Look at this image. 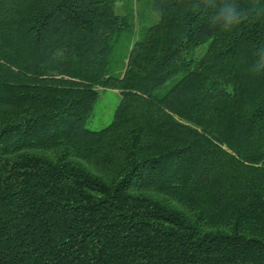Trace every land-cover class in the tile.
Returning <instances> with one entry per match:
<instances>
[{"label":"trees","instance_id":"obj_1","mask_svg":"<svg viewBox=\"0 0 264 264\" xmlns=\"http://www.w3.org/2000/svg\"><path fill=\"white\" fill-rule=\"evenodd\" d=\"M119 1L0 0V264H264V0Z\"/></svg>","mask_w":264,"mask_h":264},{"label":"rangeland","instance_id":"obj_2","mask_svg":"<svg viewBox=\"0 0 264 264\" xmlns=\"http://www.w3.org/2000/svg\"><path fill=\"white\" fill-rule=\"evenodd\" d=\"M131 9L140 16L139 20L143 24H150L155 21L154 15L150 13V0H120L116 7L117 12L120 14L128 13ZM207 47L208 43L199 46L195 51V55L197 57L202 56ZM120 100L121 93L119 90H101L99 99L95 103L92 115L87 122V127L92 130H100L108 126L113 121Z\"/></svg>","mask_w":264,"mask_h":264},{"label":"clouds","instance_id":"obj_3","mask_svg":"<svg viewBox=\"0 0 264 264\" xmlns=\"http://www.w3.org/2000/svg\"><path fill=\"white\" fill-rule=\"evenodd\" d=\"M205 8H211L215 11L209 17L211 27L219 26L225 31H231L239 26L247 16V12L242 9L237 0H216L212 7H208L209 0H202ZM264 72V68H258L255 73Z\"/></svg>","mask_w":264,"mask_h":264}]
</instances>
